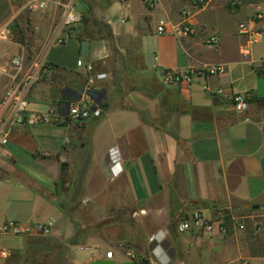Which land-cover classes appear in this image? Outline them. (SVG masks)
Masks as SVG:
<instances>
[{"label":"crops","instance_id":"0c3cea01","mask_svg":"<svg viewBox=\"0 0 264 264\" xmlns=\"http://www.w3.org/2000/svg\"><path fill=\"white\" fill-rule=\"evenodd\" d=\"M31 1L0 0V101L12 80L9 57L20 50L17 28L28 59L41 53L47 63L28 111L75 100L84 84L79 62L106 77L93 97L98 116L12 127L0 159V264H264V254L245 251L239 229L177 228L195 209L264 221V0H240L235 9L229 0L201 8L187 0H153L151 8L142 0H79V7L48 0L41 9L29 8ZM66 1L86 17L79 26L91 33L86 56L79 35L50 45ZM186 7L192 31L184 35ZM92 18L108 26L113 42L98 36L102 25ZM159 19L175 28L158 34ZM242 22L262 38L248 43ZM211 33L217 46L205 44ZM207 64L225 72H191ZM169 70L178 78L163 83ZM237 92L250 94L245 111L233 106ZM4 112L0 105V118ZM112 149L120 160L109 169ZM7 220L28 230L4 233ZM49 220L50 234L33 230ZM166 240L172 250H164Z\"/></svg>","mask_w":264,"mask_h":264},{"label":"built area","instance_id":"2783aa9c","mask_svg":"<svg viewBox=\"0 0 264 264\" xmlns=\"http://www.w3.org/2000/svg\"><path fill=\"white\" fill-rule=\"evenodd\" d=\"M125 2V0H120ZM193 7H204L208 4L209 0H187ZM147 8L154 6L153 0H142ZM48 0H33L29 3V8H44ZM240 0H229V7L235 9L240 5ZM62 19L56 34L50 41V45H62L68 40L76 38L79 35V26L81 22V15L73 7L72 1L61 3ZM191 9L184 8L181 11V21L178 25L180 33L186 35L192 31L190 24ZM261 13H256L254 18L260 19ZM175 27H170L166 20L159 19L156 32L162 34L168 30L172 31ZM238 31L246 37L248 43H253L262 38V30L253 29L249 27L248 23H239ZM219 43V36L217 33H211L205 40V44L211 47L217 46ZM29 47L27 43L20 45V50L14 55L9 57V67L13 70L12 80L5 88L1 97L0 105L5 108L3 116L0 118V159L2 156L3 147L8 143L11 129L14 125L25 124L33 125H59L68 120H81L91 115L98 116L101 112L99 105L95 104L93 97L95 91L98 89L97 81L106 77L105 73L97 72L93 69L91 63L85 64L78 63V68L84 75L85 80L83 87L79 93V97L71 101L69 105L62 106L61 108L51 109L46 112H30L28 111V94L34 84L39 80L42 70L46 67V58L43 54H34L32 58L28 59L27 53ZM191 72L209 75H221L225 72V67L222 64L218 65H202L198 69ZM6 73V69L0 65V75ZM179 73L177 71H165L162 75L163 83H171L176 81ZM189 81L190 74L185 75ZM207 90H210L206 86ZM216 92H221L218 89ZM231 101L236 111H245L249 106L250 94L246 92H237L231 95ZM120 157L117 150H111L109 155V169L119 164ZM212 218L205 216L202 211L195 209L189 217L180 221L177 225L179 231L189 230H204L212 231L216 223L217 230L220 234H227L230 229H243L244 224L236 217H230L231 223L225 222L223 215ZM53 221L36 222L33 224V230L43 235L51 233ZM260 228V226H258ZM28 230V226L21 225L12 220H7L2 226V232L7 233H20ZM154 239V235L150 237ZM5 254V251H2ZM128 255L133 256L132 252Z\"/></svg>","mask_w":264,"mask_h":264},{"label":"rangeland","instance_id":"374dc122","mask_svg":"<svg viewBox=\"0 0 264 264\" xmlns=\"http://www.w3.org/2000/svg\"><path fill=\"white\" fill-rule=\"evenodd\" d=\"M75 7H79V0H75ZM243 214H245V212H242ZM246 214H251V211H247ZM239 221H243L242 223L244 224V228L243 229H239L241 231L237 232V235L239 236V240H246V243H244L246 245V252H250V250H252L251 248L254 247H258L261 248L264 245V221L261 223H255L253 222L249 217H242V218H238ZM258 226H260V228H258ZM237 229H235L234 231H236ZM232 239V238H229ZM170 242V243H169ZM172 242L166 240L165 242H163V247L164 250H172ZM155 246H153V242L150 243V248H149V252L151 250H153Z\"/></svg>","mask_w":264,"mask_h":264},{"label":"trees","instance_id":"16d2710c","mask_svg":"<svg viewBox=\"0 0 264 264\" xmlns=\"http://www.w3.org/2000/svg\"><path fill=\"white\" fill-rule=\"evenodd\" d=\"M85 18H86L85 16H81V19L83 21L85 20ZM92 21L95 24L102 25L100 30H99V32L97 33L98 36L113 42V35H112L111 30L108 28V26L103 25L102 23H100L99 21L95 20L94 18H92ZM79 33L80 34H79L78 38L80 39V41L82 39H84V38H89L90 37L89 35L91 34L90 32H83V31H80ZM22 36H23V33H22L21 29H18V28L15 29L14 37L21 44L25 43ZM84 80H85V77H83V81ZM223 217H224V220H225L226 223H228V224L231 223L229 215L225 214ZM231 232H233V230L230 229V231L227 234H229ZM245 243H246V240H245ZM255 246L251 248L252 250H250V252H249L250 254H264V245L261 248H258V247H255Z\"/></svg>","mask_w":264,"mask_h":264},{"label":"water","instance_id":"95a60500","mask_svg":"<svg viewBox=\"0 0 264 264\" xmlns=\"http://www.w3.org/2000/svg\"><path fill=\"white\" fill-rule=\"evenodd\" d=\"M89 39H82L80 41V54L83 55V56H86L88 55V50H89ZM73 91V90H71ZM79 97V94L76 98ZM66 105L68 106L69 105V102L66 103Z\"/></svg>","mask_w":264,"mask_h":264}]
</instances>
